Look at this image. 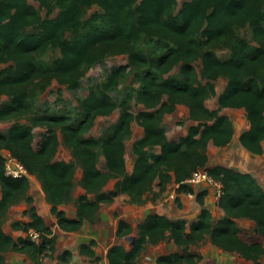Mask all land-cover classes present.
<instances>
[{
  "label": "trees",
  "instance_id": "trees-1",
  "mask_svg": "<svg viewBox=\"0 0 264 264\" xmlns=\"http://www.w3.org/2000/svg\"><path fill=\"white\" fill-rule=\"evenodd\" d=\"M49 12L59 7L54 18H43L29 0H0V62L11 64L0 71V95H12V101L0 107V119L9 120L32 114L29 84L42 74L36 64V55L48 46L60 49L56 65L48 73L50 77L67 80L87 62L101 55L107 48L128 54V62L115 68L100 88L92 87L83 100L85 116L77 124L69 123L65 116L33 114L34 125H47L44 139L35 147V134L31 125L19 121L8 132L0 131V149H8L20 159L30 174L41 181L51 211L58 225L65 231H77L86 221L94 220L102 203L112 202L120 193L130 195L131 201L143 203L144 192H153L155 182L159 191L166 188L171 178L178 184V192L196 193L202 205L198 219L187 230V221L175 220L159 212H149L138 224L136 242L127 248L116 243L107 252L109 264H138L148 243H159L172 238L181 250L159 254L158 264H194L202 259L200 253L191 251V245L210 236L213 243L226 251L237 252L253 264H264V242L246 241L240 236L237 218H250L256 222V231L264 236V187L258 178L225 164L208 165V144L227 145L233 138L235 127L224 107L245 108L250 123L241 141L256 154L264 151V6L263 0H186L177 10V0H39ZM98 3L102 14L95 18H107L105 25H95L87 31L90 20H84L89 7ZM253 26L258 45H253L235 34L236 26ZM37 31L30 32L29 27ZM141 32L162 44L160 52L146 56L136 42ZM230 47L229 57L218 56L216 49ZM201 61L200 70L196 62ZM181 62V77H165ZM136 70L140 81L137 100L145 109L137 113L127 102H122L121 113L112 133L103 138L84 137L97 115L110 114L119 104L111 91L118 86L129 68ZM228 79L224 91L218 95L217 80ZM218 95L219 107L206 105L208 98ZM178 103L190 108V118L196 121L186 135L178 140L169 139L162 126L163 116L172 112ZM137 120L144 127V135L135 140L134 169L127 171L126 138L132 133V122ZM72 150V160L54 159L59 137ZM98 146L106 159L107 170L98 166ZM159 148L152 153L151 148ZM82 167L80 184L86 190L77 197V211L67 214L61 204L73 199L75 172ZM208 170L220 181L218 204L224 214L214 221L213 213L206 207L207 189L196 191L186 180L198 168ZM117 178L111 192L104 185ZM0 218L10 205L26 199L28 176L13 177L5 173L4 156L0 151ZM94 194V198L90 197ZM157 193L154 197H156ZM178 201L180 199L178 197ZM29 221L17 220L16 228H31L40 232V240L28 235L18 238L8 234L0 224V264L5 253L13 249L27 252L36 264L47 248H54L52 227L32 205L25 210ZM133 231L132 224L120 217L116 234L124 237ZM52 234V236H51ZM95 238L82 242L80 252L93 257L99 264L101 256L94 245ZM72 252L62 253L63 264H81L71 261Z\"/></svg>",
  "mask_w": 264,
  "mask_h": 264
},
{
  "label": "rangeland",
  "instance_id": "rangeland-1",
  "mask_svg": "<svg viewBox=\"0 0 264 264\" xmlns=\"http://www.w3.org/2000/svg\"><path fill=\"white\" fill-rule=\"evenodd\" d=\"M29 1L38 9L43 18H46L47 16L54 18L59 12V7H56L54 10L49 12L47 8L41 6L39 0ZM184 1L186 0H177V10L181 8ZM262 4L264 6V0ZM103 12V7L98 3L89 7L85 13L84 20H90V25H87L84 28V31H87L90 27L95 25H105L107 18L103 16L95 18L94 16L95 14L99 15ZM37 29L38 28L36 26L28 28L30 32L37 31ZM235 34L246 42L258 45L259 40L255 37L253 26L250 24L236 26ZM134 42H136V45L140 47L141 51L149 57L159 54L160 47L162 46V44L156 42L150 37V35L145 34L144 32H141L139 37ZM115 48V46L112 48L106 47L105 51L101 53L99 57L85 63L77 73L72 75L67 80H61L55 76L50 77L48 73V71L56 65L57 60L61 55V51L58 47L48 46L44 51L38 53L36 55V64L41 69L42 74L35 78L27 87L31 93L30 111L32 114H26L21 117H12L9 120L0 119V131L8 132L10 126L17 121L31 125L35 134L34 144L35 147H38L39 143L44 139V136L47 133L48 126L34 125L31 121L33 114L65 116L68 118L69 123L77 124L85 116L82 102L88 96L91 88H100L115 68L128 62V54L125 52L115 51ZM216 51L218 56L222 58L229 57L231 52L230 47L227 45L218 47ZM10 64L11 62H0V71L7 68ZM195 64L197 69L200 70L201 61L198 60ZM180 72L181 62L176 64L168 73H166L165 77L171 75L181 77ZM136 76V70L133 69V67L127 70L121 78L118 86L111 91L113 98L119 104L118 108L110 114L97 115L91 128L83 133L84 137L103 139L109 136L118 122L121 113L120 104H122V102H127L130 109L135 113L142 108L144 109L143 103L138 102L137 100L140 81ZM216 83L219 90L218 93H222L228 84V79L220 77ZM12 98V95L8 93H2L0 95V107L10 103ZM216 103V96L208 100V104L210 106H214ZM174 114H176L178 118L171 117V114L163 116L162 126L165 130L169 129L170 131H173L175 127L181 128V126L187 123V118L184 116V111L182 109H177V113L175 112ZM223 114L230 117L235 128L237 127L239 121L246 120V110L244 108H226L224 109ZM137 122L138 121L136 119L133 120L132 133L125 141L127 146L126 160L129 164V171L132 170L137 157L131 149L132 144L135 139L141 136L142 133L141 125H138ZM57 133L59 142L54 159L66 161L72 160V150L64 142L63 132L60 127L57 128ZM181 136L183 135L179 134L177 136L178 139ZM237 144L238 143L236 142L234 133L229 144L209 149V164H211V166L220 163L228 165L227 153L231 149L237 148ZM0 151L4 152L1 149ZM149 151L157 153L160 150L158 147H155L149 149ZM97 152L99 154L98 166L100 169L106 171V159L101 146H98ZM253 158L264 159V151L261 154L254 155ZM82 175V167H78L74 178L75 189L73 192V199L65 202V205L63 206L67 214L77 210V197L84 193L80 187V179ZM255 176L264 187V177L261 178L260 176H257V174H255ZM31 177V180H35L37 183L33 185L30 184V187L33 186L34 189L32 193H30V188L28 191V194L33 196V201L29 202L24 198L19 202L10 205L6 213L0 218V224L8 227V223L12 219L21 220L25 214L24 208L26 206L24 204H27L30 207L34 204V200L37 199L39 211L47 223L52 227L55 237L54 248H47L40 256V261L43 264H63L61 257L62 253L69 248L74 250L70 257L71 261L81 264H93L97 262L93 257L82 254L79 250L82 242H89L92 238L97 240V244L94 245V248L96 249L97 254L101 256V260L98 261V263L109 264L107 257V250L109 247L116 243H123L127 248H130L132 246V239L128 236L136 234L137 237L138 224L144 220L146 214L149 212H160L175 220L184 219L187 221L189 229L190 224L197 218L202 208V205L196 198V193L191 195V193L184 192L183 199L181 198V195H179V192L177 191L178 184L173 178L169 180L163 191H159V185L157 184L158 179L155 182L156 189L153 192L148 193L146 191L142 194L141 197H146L143 203L131 201L130 195L119 194L116 196L114 201L104 202L101 204L94 220L86 221L79 230L69 232L60 228L55 222L56 219L53 221L55 216L51 211V204L47 199L41 181L35 174H31ZM116 180L117 178H111L107 184L104 185V190L107 192L113 191ZM194 187L196 191H200L205 188L208 190V193L205 196L204 205L210 208L213 213L214 221H217L224 214L222 208L218 204L219 192L217 186L214 184L201 183L195 185ZM157 193L159 194L154 197ZM90 197L94 198V194H90ZM178 197L181 204L178 201ZM120 217L125 218L133 226L132 233L122 238L118 237L116 234L117 224ZM237 224L240 229V236H242L246 241L264 242L263 235L256 231V225H253L254 223L252 220L248 218H240L237 220ZM176 250H178V246L173 243L172 239H165L164 241L156 244L148 243L139 258L138 264H158L157 257L159 254ZM191 250L199 252L202 255V259L194 264H253L252 260L246 259L245 257L239 255V253H224L221 252L222 250L219 251V249L215 247L209 235L201 242L193 244ZM5 257L6 259L3 264H36L37 262L31 258L29 253L18 252L13 249L8 250L5 253ZM261 258L262 261H264V256Z\"/></svg>",
  "mask_w": 264,
  "mask_h": 264
},
{
  "label": "crops",
  "instance_id": "crops-1",
  "mask_svg": "<svg viewBox=\"0 0 264 264\" xmlns=\"http://www.w3.org/2000/svg\"><path fill=\"white\" fill-rule=\"evenodd\" d=\"M218 92H219V90H218ZM221 93V92H220ZM220 93H218V95L220 94ZM218 95L216 96V99H217V103L214 105V106H210L209 104H208V100L209 99H212L213 97H211V98H208L207 100H206V105L208 106V107H210V108H217V107H219V102H218ZM215 97V96H214ZM143 107H144V109H145V106H144V104H143ZM182 109L183 111H184V116L187 118V123L185 124V125H183V126H181V128H176L175 127V129L173 130V131H170L169 129H166V133H167V135H168V137H169V139H172V140H176V139H178V135L179 134H182V135H186L187 133H188V131H189V127L192 125V124H194V123H196V121L195 120H193L192 118H190V108H189V106L188 105H186V104H184V103H178L177 105H176V108L174 109V111H172V112H167V113H165V115L164 116H166V115H172L171 117H175V118H178L177 116H176V114H174L175 112L177 113V109ZM226 108H237V107H224V108H222L221 109V113H223V111H224V109H226ZM143 109V108H142ZM245 109V108H244ZM174 114V115H173ZM165 119V118H164ZM138 123V122H137ZM138 125H139V123H138ZM246 125H248V126H246L247 128H249V126H250V123H249V121H248V118H247V116H246ZM132 128H133V123H132ZM237 128V127H236ZM236 128H235V137H236V142H238V140H239V138L237 137V135H236ZM141 130H142V133H141V136L139 137V138H141L143 135H144V133H145V130H144V127L141 125ZM139 138H137V139H139ZM137 139H135V140H137ZM134 140V141H135ZM134 143V142H133ZM220 147V145H216L212 140L209 142V144H208V155L210 156V154H209V149H211V148H213V147ZM126 149H127V146H126ZM131 149L133 150V144H132V147H131ZM233 149H235V148H233ZM232 150V149H231ZM2 151H4V152H2V154H4L5 152H7V151H10V150H8V149H5V150H3L2 149ZM134 151V150H133ZM254 155H257L256 153H254L253 154V156ZM220 164H222V163H220ZM230 164V163H229ZM228 164V166H231V167H234V168H237V169H240V170H242V168L241 167H238V166H235V165H232V164H230L229 165ZM126 165H127V171L129 172V173H131L132 171H133V169H134V165H133V167H132V170L131 171H129V164L127 163V160H126ZM208 165H210L211 166V164H209V162H208ZM225 165H227V164H225ZM82 173H83V169H82ZM33 177V176H32ZM31 174H30V176H29V179H30V184L31 185H33V184H35L36 182H35V180H31ZM33 179H34V177H33ZM203 183H205V182H203ZM202 183V184H203ZM37 184V183H36ZM201 184V183H200ZM208 184V183H207ZM80 187H81V189L83 190V192H85L86 190L84 189V187H82L81 185H80ZM74 189H75V187H74ZM155 189H156V187H155ZM206 189V188H205ZM203 190V189H202ZM34 191V189H33V186H31L30 187V193H32ZM74 192V191H73ZM183 193L184 192H179L178 194L179 195H181V198L183 199ZM38 194H39V192H38ZM120 194H127V193H120ZM219 194H220V192H219ZM119 195V194H118ZM127 195H129V194H127ZM191 195H194L193 193H191ZM74 196V195H73ZM1 197H2V190H1V184H0V199H1ZM219 199V198H218ZM25 206V208H24V210H27V209H29L32 205H35L36 207H37V210H38V212L41 214V212L39 211V206H38V204H37V199L36 200H34V204H32L30 207L27 205V204H24ZM65 205V203H62L60 206H61V208H63V206ZM29 207V208H28ZM223 210V209H222ZM77 211V210H76ZM76 211L75 212H72V213H69L68 215H70V216H74L75 214H76ZM25 212V211H24ZM224 212V211H223ZM160 213V212H159ZM161 214H163V213H161ZM147 215V214H146ZM199 215V214H198ZM55 216V215H54ZM53 216V217H54ZM243 218H245V217H243ZM45 219V218H44ZM54 220L53 221H55V219H56V223H57V217L55 216V218H53ZM198 219V216H197V218L196 219H194V221L195 220H197ZM238 219H240V218H237V220ZM248 219H250V218H248ZM30 220V215H29V213H25L24 214V216L21 218V221H29ZM250 220H252V219H250ZM15 221H17V220H14V219H12L9 223H8V227H6L5 225H2V227H3V229L8 233V234H11L13 237H15V238H18L19 236H27L28 235V233H29V230H27V231H25L24 229H22V228H16V227H14L13 226V223L15 222ZM46 221V220H45ZM253 221V225L255 226L256 225V222L254 221V220H252ZM46 223H47V221H46ZM48 224V223H47ZM58 224V223H57ZM49 225V224H48ZM191 225V224H190ZM60 227V226H59ZM61 228V227H60ZM187 230L189 231L190 230V227H189V229H188V225H187ZM136 235V234H135ZM208 236V235H207ZM210 237V236H209ZM242 237V236H241ZM243 238V237H242ZM167 239H172V238H167ZM263 239H264V236H263ZM173 240V239H172ZM164 241V240H163ZM173 243H175L174 242V240H173ZM176 244V243H175ZM177 245V244H176ZM193 245V244H192ZM192 245H191V247H192ZM214 245H215V247H217L218 249H219V251L220 250H222L221 252H224V253H227V252H229V251H226V250H224L223 248H221L220 246H218V245H216L215 243H214ZM178 246V245H177ZM191 249V248H190ZM178 250H181L180 248H179V246H178ZM191 251H193V250H191ZM107 252H108V250H107ZM193 252H196V251H193ZM196 253H199V252H196ZM232 253V252H231ZM237 253V252H236ZM240 255V254H239ZM264 255H262V257H263ZM261 260H262V258H261Z\"/></svg>",
  "mask_w": 264,
  "mask_h": 264
},
{
  "label": "built area",
  "instance_id": "built-area-1",
  "mask_svg": "<svg viewBox=\"0 0 264 264\" xmlns=\"http://www.w3.org/2000/svg\"><path fill=\"white\" fill-rule=\"evenodd\" d=\"M4 156V164H5V173L9 176L13 177H22V176H30V172L25 166V164L18 159L11 151H7L3 154ZM188 183L192 184L193 186L200 184V183H208L214 184L218 188V192L221 191V182L216 180L207 169L205 168H198L193 171L191 176L186 180ZM28 236L35 241L40 240V232L34 228L29 230Z\"/></svg>",
  "mask_w": 264,
  "mask_h": 264
},
{
  "label": "water",
  "instance_id": "water-1",
  "mask_svg": "<svg viewBox=\"0 0 264 264\" xmlns=\"http://www.w3.org/2000/svg\"><path fill=\"white\" fill-rule=\"evenodd\" d=\"M246 120L245 121H239L237 128H236V135L239 138L238 140V146L235 149L230 150L227 153V162L241 167L243 171L250 172L252 174H257V176H260L261 178L264 177V159L263 158H253L254 152L249 150L241 141V136L243 132L248 129L246 127ZM132 239L131 243L132 245L136 242V235H129ZM73 252L71 248L67 249ZM80 250V249H79ZM78 251V247H77Z\"/></svg>",
  "mask_w": 264,
  "mask_h": 264
}]
</instances>
